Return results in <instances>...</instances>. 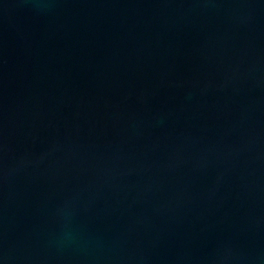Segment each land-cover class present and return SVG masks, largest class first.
<instances>
[{
  "label": "water",
  "instance_id": "95a60500",
  "mask_svg": "<svg viewBox=\"0 0 264 264\" xmlns=\"http://www.w3.org/2000/svg\"><path fill=\"white\" fill-rule=\"evenodd\" d=\"M0 264H264V0H0Z\"/></svg>",
  "mask_w": 264,
  "mask_h": 264
}]
</instances>
